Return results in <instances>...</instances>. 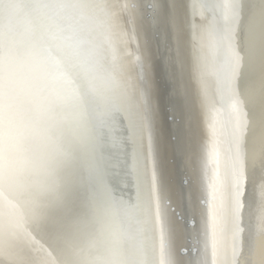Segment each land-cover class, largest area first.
<instances>
[{
	"label": "bare ground",
	"instance_id": "bare-ground-1",
	"mask_svg": "<svg viewBox=\"0 0 264 264\" xmlns=\"http://www.w3.org/2000/svg\"><path fill=\"white\" fill-rule=\"evenodd\" d=\"M0 264H264V0H0Z\"/></svg>",
	"mask_w": 264,
	"mask_h": 264
}]
</instances>
